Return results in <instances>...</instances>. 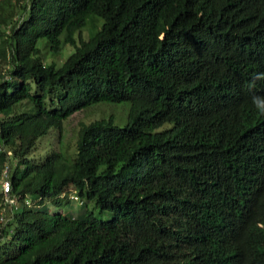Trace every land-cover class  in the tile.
Returning <instances> with one entry per match:
<instances>
[{
    "label": "trees",
    "instance_id": "obj_1",
    "mask_svg": "<svg viewBox=\"0 0 264 264\" xmlns=\"http://www.w3.org/2000/svg\"><path fill=\"white\" fill-rule=\"evenodd\" d=\"M262 188L264 0H0V264H264Z\"/></svg>",
    "mask_w": 264,
    "mask_h": 264
},
{
    "label": "rangeland",
    "instance_id": "obj_2",
    "mask_svg": "<svg viewBox=\"0 0 264 264\" xmlns=\"http://www.w3.org/2000/svg\"><path fill=\"white\" fill-rule=\"evenodd\" d=\"M71 50V46L66 45L62 49V54L56 56L55 58L48 57V59L54 58L57 64H59ZM102 104H104V106L98 105L92 109L74 111L68 117L64 118L62 121V138L69 139V141L73 143L76 130L79 127L80 123L88 122L98 117H107L109 114L113 115L115 124H124L128 108V103L126 101H121L117 103L104 102ZM56 133V129L52 127L48 130L46 134L40 136L36 141L35 148L30 153V157H33L35 159L42 158L43 155L53 147ZM62 195L65 196L64 202H62L60 205L51 206L50 208L52 210L67 212L72 215H77L82 211L84 205L80 204V200L74 197L76 193L72 186H67L62 192ZM27 198L29 200L34 199L31 195H29ZM30 202L31 201H29V203ZM87 207L92 210L94 209L93 204L91 202L87 204ZM94 215L101 219H107L111 215V212H98L97 210H94Z\"/></svg>",
    "mask_w": 264,
    "mask_h": 264
},
{
    "label": "built area",
    "instance_id": "obj_3",
    "mask_svg": "<svg viewBox=\"0 0 264 264\" xmlns=\"http://www.w3.org/2000/svg\"><path fill=\"white\" fill-rule=\"evenodd\" d=\"M1 188H2V191L4 192V194L7 195L8 191L10 190L9 181L7 178H3L2 183H1ZM6 200L11 204H15V202H16L15 197L6 196Z\"/></svg>",
    "mask_w": 264,
    "mask_h": 264
},
{
    "label": "clouds",
    "instance_id": "obj_4",
    "mask_svg": "<svg viewBox=\"0 0 264 264\" xmlns=\"http://www.w3.org/2000/svg\"><path fill=\"white\" fill-rule=\"evenodd\" d=\"M257 67V72L259 73V64L258 61L253 62V63H246V67H252L255 66ZM256 201L264 200V188L261 189V191L254 197ZM258 222V221H256ZM260 224V222H258ZM249 228H251V224L249 225Z\"/></svg>",
    "mask_w": 264,
    "mask_h": 264
}]
</instances>
